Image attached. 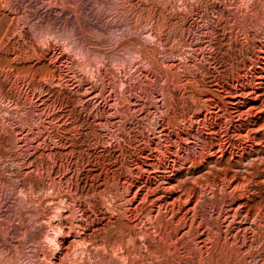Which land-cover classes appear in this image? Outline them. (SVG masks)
Listing matches in <instances>:
<instances>
[{
    "label": "rangeland",
    "instance_id": "1",
    "mask_svg": "<svg viewBox=\"0 0 264 264\" xmlns=\"http://www.w3.org/2000/svg\"><path fill=\"white\" fill-rule=\"evenodd\" d=\"M0 264H264V0H0Z\"/></svg>",
    "mask_w": 264,
    "mask_h": 264
}]
</instances>
